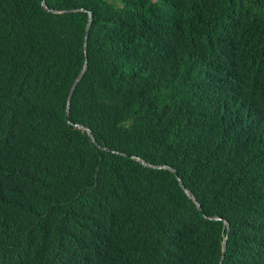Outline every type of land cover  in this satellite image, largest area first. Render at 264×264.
I'll use <instances>...</instances> for the list:
<instances>
[{"label": "trees", "instance_id": "obj_1", "mask_svg": "<svg viewBox=\"0 0 264 264\" xmlns=\"http://www.w3.org/2000/svg\"><path fill=\"white\" fill-rule=\"evenodd\" d=\"M224 241L264 264V0H0V264Z\"/></svg>", "mask_w": 264, "mask_h": 264}, {"label": "water", "instance_id": "obj_2", "mask_svg": "<svg viewBox=\"0 0 264 264\" xmlns=\"http://www.w3.org/2000/svg\"><path fill=\"white\" fill-rule=\"evenodd\" d=\"M88 30H89V25L87 26L86 28V34L88 33ZM84 49L86 50V42L84 44ZM80 79V76L78 77V79L75 81V83L73 84L71 90H70V93H69V98L71 97L72 95V91L74 89V86L76 85L77 81ZM227 225V224H226ZM224 250H225V244L223 245V254H222V257H221V260H220V264H222V261H223V256H224Z\"/></svg>", "mask_w": 264, "mask_h": 264}, {"label": "clouds", "instance_id": "obj_3", "mask_svg": "<svg viewBox=\"0 0 264 264\" xmlns=\"http://www.w3.org/2000/svg\"><path fill=\"white\" fill-rule=\"evenodd\" d=\"M168 169H170V168H168ZM171 170V169H170ZM172 171V170H171ZM173 172V171H172ZM178 182L181 184V181H180V179L178 178ZM186 193L188 194V192L186 191ZM192 200L194 201V202H197L196 200H195V198H193L192 197ZM197 207L200 209V206H199V204H197ZM227 223L226 222H224V225L226 226V228H227V232H228V229H229V227H228V224L226 225ZM225 244V250H226V241H224L223 242V245ZM225 250H224V255H225ZM222 254H223V246H222ZM221 257H222V255H221ZM223 259H224V256H223ZM221 260V259H220ZM222 263H223V261H222ZM220 264V263H219Z\"/></svg>", "mask_w": 264, "mask_h": 264}]
</instances>
